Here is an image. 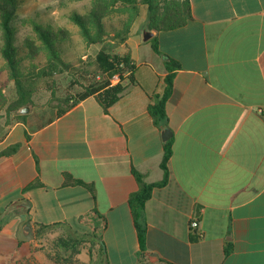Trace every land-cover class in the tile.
Masks as SVG:
<instances>
[{"label":"crops","instance_id":"obj_1","mask_svg":"<svg viewBox=\"0 0 264 264\" xmlns=\"http://www.w3.org/2000/svg\"><path fill=\"white\" fill-rule=\"evenodd\" d=\"M191 9L183 26L158 30L159 50L132 32L121 54L135 70L108 110L90 95L64 113L32 105L0 123V152L20 144L0 155V264H35L37 231L54 223L97 229L111 264L138 263L130 196L134 170L148 183L165 176L164 125L149 106L166 91L167 57L180 65L166 102L173 154L167 183L145 204L146 262L264 264V0H191ZM23 202L30 241L17 238Z\"/></svg>","mask_w":264,"mask_h":264},{"label":"trees","instance_id":"obj_2","mask_svg":"<svg viewBox=\"0 0 264 264\" xmlns=\"http://www.w3.org/2000/svg\"><path fill=\"white\" fill-rule=\"evenodd\" d=\"M22 0H0V25L3 31V45L1 54L4 59L3 65L0 64V76L4 68L8 70L9 77L4 81L0 80V119L7 118L10 123L15 118L24 117L26 114L20 110L29 105L42 104L36 98L42 95V91L55 89L57 73L68 72L73 76L70 86L82 85L83 90L75 96L72 94L66 101V106H59V113H64L73 103L84 99L90 95H96L99 102L106 110L109 109L123 96L126 86L123 80L131 77L135 70V64L131 53L115 52L107 46H103L95 56L89 55L88 60L81 59L79 64L66 60L63 56L60 43L69 40L71 31L69 28L46 22L42 18L32 19L33 28L41 43L31 36L25 38V47L28 49V56L34 60L40 53L47 54L44 64L38 65L32 62L28 67L22 65L20 49L17 44L16 18ZM141 3L145 4L148 10L147 21L150 28L158 30H170L186 24L192 18L191 0L167 2L161 8L162 2L159 0H93L89 11L85 14L74 11L71 18L79 26L88 44H104L107 41L108 31L104 22V17L115 8H127L131 12V17L124 25L115 32L116 38L127 43L128 37L132 34V23L135 16L141 9ZM154 48L159 50L157 36L152 38ZM166 66L170 71L167 76V88L164 95L150 104L149 109L158 125H168L169 117L166 110V102L172 92L173 71L179 68V63L172 57L166 58ZM118 75L119 81L113 82L112 79ZM15 90V98H11L8 89ZM54 88V89H53ZM4 114V115H3ZM1 121V120H0ZM20 144H15L8 149L0 152V155H10L14 153ZM173 154V140L165 142V152L162 161V168L165 171L163 180L154 183L145 181L144 174L134 170L136 178L140 183V189L130 196V205L134 214L138 236L140 240V252L138 254L139 263L146 264L147 258V222L145 218V204L151 197L154 188L163 186L169 179V161ZM33 183L30 187L37 186ZM66 184H84L71 175L67 176ZM61 223L42 225L37 231L40 239L45 237L49 231ZM68 226V225H65ZM64 234V233H63ZM91 242L92 245L98 243L97 252L98 264H111L109 261L107 247L102 234L97 229L92 233L81 232L68 226L65 227V234L58 237L54 249L60 252L63 258L68 257L67 263L73 261V254L80 253L82 246ZM93 255V250H90ZM90 264V263H88Z\"/></svg>","mask_w":264,"mask_h":264},{"label":"rangeland","instance_id":"obj_3","mask_svg":"<svg viewBox=\"0 0 264 264\" xmlns=\"http://www.w3.org/2000/svg\"><path fill=\"white\" fill-rule=\"evenodd\" d=\"M162 2L161 8L171 0H159ZM183 1V0H175ZM93 4V0H22L18 16L16 18L17 27V44L20 49V58L22 65L28 67L32 62L42 65L47 60V54L45 52L32 60L28 56V49L25 47V38L31 36L36 39L37 43H41L37 37V34L33 28L32 19L42 18L46 22H51L56 25L64 26L70 29L71 37L69 40L62 41L60 43V49L66 60L73 61L76 64L81 62V59L88 60L89 55L95 56L97 52L103 47L107 46L115 52H123L126 49V44L114 35L116 29L122 27L126 21L131 17V12L127 8H115L104 17L106 29L108 31L107 41L104 44H88L81 32V29L75 24L71 18L74 11L80 13H87ZM141 9L135 16L132 23V31L141 32L142 27L148 22L147 15L148 10L145 4L141 3ZM3 45V31L0 25V64L3 65L4 59L1 54V48ZM9 77L8 70L4 68L0 76V80H6ZM54 91L45 89L41 92L42 95L36 98V101L42 104H55L60 106L66 104L67 99L72 94L75 96L77 93L83 90L82 85L70 86V82L73 76L68 72L57 73ZM11 98H15V90L11 87L8 89ZM32 106L33 104H29ZM4 115V114H3ZM15 119V116L13 117ZM0 123L6 124L7 118L0 119ZM65 234L63 227H57L51 231L43 240L38 241L36 245L37 259H34L35 264H68L67 259L63 258L60 252L54 249L55 242L58 237ZM99 244L94 245L91 242L82 246L80 253L73 254V261L71 264H98V252ZM90 250H93V255ZM24 264V262H23ZM28 264V262H27ZM137 264H140L139 261ZM146 264H151L146 262Z\"/></svg>","mask_w":264,"mask_h":264},{"label":"water","instance_id":"obj_4","mask_svg":"<svg viewBox=\"0 0 264 264\" xmlns=\"http://www.w3.org/2000/svg\"><path fill=\"white\" fill-rule=\"evenodd\" d=\"M157 32H158V29L150 28V25L147 22L142 27V30H141L142 40L143 41L151 40L152 38L156 36ZM30 110H31V106L27 105L20 110V113L26 114ZM162 135H163L164 141H168L172 138L173 131L168 125H164ZM21 207L23 209L20 214L22 220L20 221L18 225L17 238L20 241H30L35 238L34 227H33L32 222L30 221V212H29L30 204L29 202H23L21 204Z\"/></svg>","mask_w":264,"mask_h":264},{"label":"built area","instance_id":"obj_5","mask_svg":"<svg viewBox=\"0 0 264 264\" xmlns=\"http://www.w3.org/2000/svg\"><path fill=\"white\" fill-rule=\"evenodd\" d=\"M112 81L115 83V82H118L119 81V77H118V75H115L114 77H113V79H112ZM191 227L192 228H194V229H196V228H198L199 227V223H198V219L197 218H193L192 220H191Z\"/></svg>","mask_w":264,"mask_h":264}]
</instances>
